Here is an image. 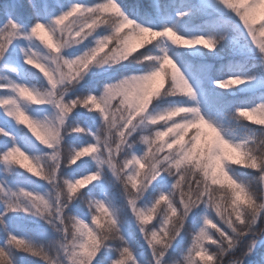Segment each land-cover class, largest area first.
Here are the masks:
<instances>
[{
	"label": "snow or ice",
	"instance_id": "obj_1",
	"mask_svg": "<svg viewBox=\"0 0 264 264\" xmlns=\"http://www.w3.org/2000/svg\"><path fill=\"white\" fill-rule=\"evenodd\" d=\"M0 264H264V0H0Z\"/></svg>",
	"mask_w": 264,
	"mask_h": 264
},
{
	"label": "trees",
	"instance_id": "obj_2",
	"mask_svg": "<svg viewBox=\"0 0 264 264\" xmlns=\"http://www.w3.org/2000/svg\"><path fill=\"white\" fill-rule=\"evenodd\" d=\"M250 123V122H249Z\"/></svg>",
	"mask_w": 264,
	"mask_h": 264
}]
</instances>
